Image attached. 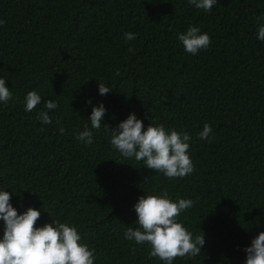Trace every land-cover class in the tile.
Segmentation results:
<instances>
[{
  "label": "trees",
  "instance_id": "obj_1",
  "mask_svg": "<svg viewBox=\"0 0 264 264\" xmlns=\"http://www.w3.org/2000/svg\"><path fill=\"white\" fill-rule=\"evenodd\" d=\"M261 17L264 0H216L210 12L188 0H0V78L12 92L0 102V190L19 213L38 209L37 227H77L94 264H165L123 234L138 227L139 197L166 189L173 201H193L178 220L193 238L205 234L200 255L173 264H245L244 249L264 231ZM189 25L211 38L195 55L178 40ZM98 82L111 87L106 95ZM33 90L42 102L28 112ZM49 99L56 109H45ZM130 113L145 130L151 122L187 132L194 171L170 179L123 157L109 128ZM205 123L212 133L201 140ZM85 125L92 144L76 138ZM3 228L0 220V238Z\"/></svg>",
  "mask_w": 264,
  "mask_h": 264
},
{
  "label": "clouds",
  "instance_id": "obj_2",
  "mask_svg": "<svg viewBox=\"0 0 264 264\" xmlns=\"http://www.w3.org/2000/svg\"><path fill=\"white\" fill-rule=\"evenodd\" d=\"M197 9L210 12L216 0H188ZM264 19V17L258 18ZM6 21L0 20V26ZM125 40L136 39V34L127 32ZM257 37L264 41V24L258 28ZM178 40L184 50L193 55L201 49H207L211 38L201 32L198 26L189 25L185 32L178 34ZM130 51L132 49H129ZM119 75V72H117ZM99 84V94L106 95L111 87ZM12 99V92L6 86V80L0 78V102L7 103ZM166 99V98H165ZM42 102V97L35 91H29L25 98V110L33 111ZM46 110H54L58 104L54 100L44 103ZM106 112L105 106H93L90 117L92 129H99ZM43 124H51L48 111H41L37 117ZM106 125V124H105ZM106 127L109 128L108 125ZM111 131V145L125 158L143 161L144 166L166 177L182 178L194 171L189 155L191 136L181 130L166 129L163 124L151 122L145 130L143 121L135 113H130ZM65 129L60 128L64 134ZM212 127L205 123L199 133L201 140H208ZM86 144L93 143V133L85 125L77 137ZM12 196L8 191L0 190V220L4 222L3 235L0 238V264H94L95 249L81 242L77 227L54 219L37 227L41 212L28 207L19 213L11 203ZM193 206L191 199L180 198L173 201L166 189L162 194H148L139 197L134 205L138 227H128L124 239L150 246L149 256L158 257L165 264H173L177 257H195L201 254L205 244V234H193L178 220L181 212ZM51 217V214L48 213ZM245 264H264V231L254 237L247 246Z\"/></svg>",
  "mask_w": 264,
  "mask_h": 264
}]
</instances>
